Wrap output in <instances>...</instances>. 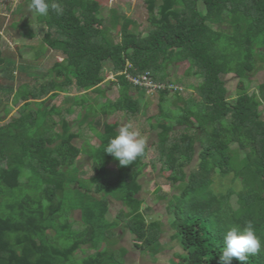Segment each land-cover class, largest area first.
<instances>
[{
  "label": "trees",
  "instance_id": "16d2710c",
  "mask_svg": "<svg viewBox=\"0 0 264 264\" xmlns=\"http://www.w3.org/2000/svg\"><path fill=\"white\" fill-rule=\"evenodd\" d=\"M143 1L148 11L143 26L115 8L103 16L99 0H56L62 15L51 9L47 16L33 14L46 27L47 48L62 59L48 69L45 84L19 75L5 85L13 92L5 113L17 107L18 116L6 121L0 112V264H126L127 249L112 243L121 227L140 251L157 257L162 222L148 220L154 208L142 207L140 197V176L157 163L170 170L160 178L180 190L162 194L168 198L172 238L183 247L174 263L220 264L224 234L251 221L262 249L247 264H264V82L250 92L248 81L264 67V0ZM17 9L22 11V3ZM106 21L112 29L103 27ZM19 27L35 36L28 23ZM2 45L0 32V66L6 69L11 62ZM108 62L117 78V98L101 86ZM181 62L202 78L191 87L199 94L194 109L183 108L188 100L176 87L172 95L183 100L179 116L160 110L146 118L148 128L158 130L156 156L147 160L145 146L131 165L119 166L104 152L122 124L111 116L145 115L150 104L149 90L119 72L149 71L161 86L179 85L181 78L171 79L166 69ZM230 73L246 82L245 92L233 99L225 84ZM134 89L141 96L134 98ZM157 91L161 106L171 95ZM74 106L83 111L72 124L68 115ZM88 132L98 144L88 138L75 142ZM81 153L92 166L77 165ZM112 201L123 206L110 219ZM231 264L241 262L233 258Z\"/></svg>",
  "mask_w": 264,
  "mask_h": 264
},
{
  "label": "rangeland",
  "instance_id": "374dc122",
  "mask_svg": "<svg viewBox=\"0 0 264 264\" xmlns=\"http://www.w3.org/2000/svg\"><path fill=\"white\" fill-rule=\"evenodd\" d=\"M99 1L102 3L101 13L103 16H107L110 9L115 8L118 12H123L127 16L136 19L140 26L145 25L147 22L148 11L143 0ZM19 2L23 5L21 12L17 9ZM24 23H28V27L33 30L35 36L28 37L22 33V29H20L19 26ZM14 24H16V26ZM103 27L110 30L112 29V24L106 21ZM45 29L46 27L43 24L38 23L32 14L28 0H0V32L2 34V46L6 61L11 62V66L8 65L6 69L1 68L0 66V112L6 121L9 119L13 120L18 116L17 107L11 110L9 114L5 113V105L10 103L13 97V92L10 87H5L7 81L13 80L14 82H17L19 75H24L29 78L38 77V79L45 84L51 77L48 69L52 66L55 60L62 59V55L59 52L47 48L45 42L43 41ZM115 30H113V32H116ZM116 34L117 33H115V35ZM38 51H42V55L37 58L36 56ZM105 65L108 71L111 64L108 62ZM166 73L169 74L170 78L174 79V74L178 75L179 79L181 78V82H177L179 85L175 84L174 86L180 89L181 95L184 99L188 100V102H184L183 100L179 101L176 95H171L174 93H170L168 91L171 96H169L166 101H163L160 106L158 104L161 93L156 91L155 93L150 94V92L147 93L146 96L148 99H145L150 103L149 107L145 111V115L128 111L123 113L117 112L111 116L112 121L118 120L122 122L121 127L128 125L130 131L138 132L140 134L139 138H142L146 142L145 145L150 146V152L147 160H150L149 158H153L158 153L156 149L152 147L155 144V141L158 140V130L155 131L148 128L146 118L157 114L160 110H162L165 112L167 111L168 114H172V117L175 119L179 116L180 111L182 110L179 105L182 101L184 105H186V103L188 104L187 107H183L184 109L189 107L194 109V102L199 98L197 90L191 87L193 85L198 86L202 81V78L192 74V69L189 63L181 62L176 65H172L171 67H167ZM110 80L111 79L108 76L106 81L101 86L103 88L107 86L110 87L107 89V95L111 98H117L118 93L115 88L117 85L113 84L115 83L114 81L111 83ZM248 81L251 85L250 92L254 89L256 90L257 85L264 82V67H262L255 75H251ZM17 84L15 85V89L18 87ZM225 84L228 98L233 99L237 95L245 92L246 82L240 80L235 73H230L225 76ZM138 96L139 94H134V98H137ZM245 97H247V95H245ZM8 98H10L9 101H7ZM177 101L178 103L175 105ZM191 101L192 103L190 104ZM73 108H75L73 114L68 115L69 118H73L71 119L72 124L75 121L74 119L76 118L77 113L83 111L82 108L78 109L77 106H74ZM262 110L264 115V103L262 104ZM56 112H58V110L54 108L53 113L55 114ZM49 116H51V114ZM129 117H133V121H131V119L127 120ZM152 121H155V118L152 119ZM73 126L76 127L75 124ZM176 128H183V126H177ZM84 135L85 137L76 139L75 142L77 144H82L83 141L88 138L93 145L98 144V139L94 137L93 133L88 132L86 134L84 133ZM197 153H199L198 149ZM196 160L197 155H195L193 165ZM92 163L93 160L86 153H81L77 159L78 166L90 167L92 166ZM111 167L113 168L115 166ZM185 169L188 170V166L185 167ZM159 175L160 174L151 164L146 166L143 176L141 177V182L144 187L140 197L144 198V204L142 207L149 205L154 208L153 213H151L150 216L147 215L148 220L154 224L156 223V220H160L162 222V249L158 253L157 257H153L144 251H140V249L134 245L135 237L129 233L127 228L122 229L121 227V229H119V235L116 238H113L114 240L112 243L116 248L123 246L127 249L128 253L126 255V264H176L174 261H179V257H177L176 253L183 251V247L179 244V242L172 238L174 230L170 226V215L165 209L168 198L162 196L165 192L169 194L175 192L179 193L180 190L176 186L173 187L171 184L169 185L168 182L160 178ZM122 206V203L112 201L108 217L113 219ZM73 213L76 218H79V210H76Z\"/></svg>",
  "mask_w": 264,
  "mask_h": 264
},
{
  "label": "clouds",
  "instance_id": "9594fccd",
  "mask_svg": "<svg viewBox=\"0 0 264 264\" xmlns=\"http://www.w3.org/2000/svg\"><path fill=\"white\" fill-rule=\"evenodd\" d=\"M29 7L31 9L32 14L39 16H47L49 14L50 9L57 15H62L64 12V9L58 2H56V0H30ZM147 72L152 78V75L149 71L134 74L129 71L123 70L119 73L126 75L125 77L132 84H134L130 80V76H137L145 74ZM108 76L113 81L117 79L114 72H112L111 70H109L107 77ZM153 81L155 80L153 79ZM155 82L157 83V81ZM145 88L149 90L148 93L151 92L150 94H153L158 90V87L154 90H151L148 87ZM161 89H167L170 93L174 92V89H172L170 86L164 85L161 87ZM139 135L140 134L136 131H130L128 127H121L118 134H116L114 137L109 138L108 144L104 149V152L110 154L112 157L118 160L119 166L131 165L137 159V157L142 156L144 154L145 146H148L145 145L146 142L142 138H139ZM157 164V167L154 168L160 174L159 177L162 176L163 178L164 174H170V170H161L159 163ZM143 172L140 176V181L141 177L143 176ZM261 249V239L257 236L254 229V225L251 221L247 222L243 226L236 225L231 227L230 230H228L223 236V248L219 255V262L220 264H231L233 258H235L236 260L241 262V264H247L249 256L256 255L258 252L261 251Z\"/></svg>",
  "mask_w": 264,
  "mask_h": 264
},
{
  "label": "built area",
  "instance_id": "2783aa9c",
  "mask_svg": "<svg viewBox=\"0 0 264 264\" xmlns=\"http://www.w3.org/2000/svg\"><path fill=\"white\" fill-rule=\"evenodd\" d=\"M130 80L135 85H140L144 87H148L151 90L158 88H161L162 86L160 84H157L153 79L151 78L150 74L147 72L145 74L137 75V76H130ZM172 89H175L176 87L174 85H170Z\"/></svg>",
  "mask_w": 264,
  "mask_h": 264
},
{
  "label": "crops",
  "instance_id": "0c3cea01",
  "mask_svg": "<svg viewBox=\"0 0 264 264\" xmlns=\"http://www.w3.org/2000/svg\"><path fill=\"white\" fill-rule=\"evenodd\" d=\"M128 65H131V64L129 63ZM139 73H141V72H139ZM174 76H175L174 79L177 80L178 75L174 74ZM178 78H179V77H178ZM171 79H173V78H171ZM174 79H173V80H174ZM115 88L118 89L117 86H116ZM136 93L139 94V96H141L140 93L134 89V90L132 91L133 96H134V94H136ZM139 96H138V97H139ZM138 97H137V98H138Z\"/></svg>",
  "mask_w": 264,
  "mask_h": 264
}]
</instances>
